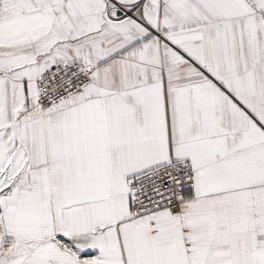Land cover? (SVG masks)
<instances>
[{
  "label": "snow or ice",
  "instance_id": "1",
  "mask_svg": "<svg viewBox=\"0 0 264 264\" xmlns=\"http://www.w3.org/2000/svg\"><path fill=\"white\" fill-rule=\"evenodd\" d=\"M0 264H264V0H0Z\"/></svg>",
  "mask_w": 264,
  "mask_h": 264
}]
</instances>
